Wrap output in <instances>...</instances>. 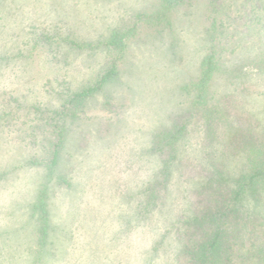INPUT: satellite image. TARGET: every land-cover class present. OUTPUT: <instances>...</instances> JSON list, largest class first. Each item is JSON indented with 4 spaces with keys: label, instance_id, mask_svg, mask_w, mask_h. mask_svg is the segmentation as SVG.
I'll return each mask as SVG.
<instances>
[{
    "label": "rangeland",
    "instance_id": "obj_1",
    "mask_svg": "<svg viewBox=\"0 0 264 264\" xmlns=\"http://www.w3.org/2000/svg\"><path fill=\"white\" fill-rule=\"evenodd\" d=\"M163 3L0 0V264H189L182 249L209 225L192 239L194 217L213 218L250 169L264 143V0H180L161 14ZM133 21L124 50L105 46ZM212 35V108L192 110ZM112 62L101 89L71 101ZM181 117L162 176L152 146ZM240 219L246 236L256 226Z\"/></svg>",
    "mask_w": 264,
    "mask_h": 264
},
{
    "label": "trees",
    "instance_id": "obj_2",
    "mask_svg": "<svg viewBox=\"0 0 264 264\" xmlns=\"http://www.w3.org/2000/svg\"><path fill=\"white\" fill-rule=\"evenodd\" d=\"M178 1L180 0H164L161 14H164L170 6H173ZM136 17L140 18L141 15H137ZM134 25L136 24L133 21L131 28H127L126 31L113 30L104 42L105 46H109L112 50L117 52L124 50L126 45L125 40L127 38L126 32L132 31ZM211 37V44L207 47L208 50L202 58L199 77L195 82H198L197 86L199 90L194 97L192 110H195L196 105L202 106L196 107L197 109H204V111L207 112L212 108L207 101L205 102V87L218 68L219 54L216 45L212 43L214 40L213 35ZM116 66L115 63H110L109 68L104 74L92 84L75 92L71 101L73 100L75 103H78L85 97L101 89V87L111 79L116 71ZM186 127V117H181L171 128L172 132L169 138L165 137L167 135L166 133H168L167 130L165 133L159 135L157 140L153 143V150L159 151V153L164 151L166 154L163 168L161 169L162 176L164 174L166 175L169 162L176 156L174 153V146L176 145V141L185 133ZM168 141H170L171 145ZM250 152L252 158L251 167L248 172L234 182L233 186L230 188L229 195L224 196L222 204L218 206L213 213L206 212L207 215L213 214L214 217L209 220H204V217H194V224L190 233L192 239L195 237L194 230L197 221L203 220V224L207 222L209 225H206L208 229L205 230L203 238L195 237L193 239L195 244L189 245L188 247L184 246L182 249V252L189 256V264H264V143H261V141L256 143L254 148H250ZM255 155L259 156L258 160H256ZM56 157L57 154L52 164L55 163ZM164 180L165 177H163L159 183L162 184ZM217 186L218 184H214L212 187L214 193ZM46 199L47 188L44 186L41 188L40 197L34 208L39 212V218L37 220L40 224L38 229V240L40 243H45L48 235L49 222L46 210ZM242 214L248 218L250 224L256 226L253 229L248 228L246 236L242 235L240 229L242 224L240 217ZM225 216H231V242H229L226 237L228 228L224 229L227 219L221 221V218ZM260 226L262 228H260ZM233 245L235 247H233Z\"/></svg>",
    "mask_w": 264,
    "mask_h": 264
}]
</instances>
